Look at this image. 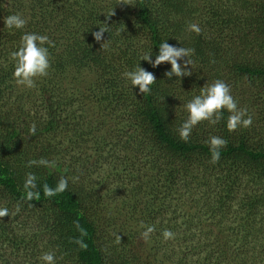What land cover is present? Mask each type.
I'll use <instances>...</instances> for the list:
<instances>
[{
  "label": "trees",
  "instance_id": "1",
  "mask_svg": "<svg viewBox=\"0 0 264 264\" xmlns=\"http://www.w3.org/2000/svg\"><path fill=\"white\" fill-rule=\"evenodd\" d=\"M0 264H264V0H0Z\"/></svg>",
  "mask_w": 264,
  "mask_h": 264
},
{
  "label": "rangeland",
  "instance_id": "2",
  "mask_svg": "<svg viewBox=\"0 0 264 264\" xmlns=\"http://www.w3.org/2000/svg\"><path fill=\"white\" fill-rule=\"evenodd\" d=\"M32 76V75H31ZM26 83H30V80L29 81H26Z\"/></svg>",
  "mask_w": 264,
  "mask_h": 264
}]
</instances>
